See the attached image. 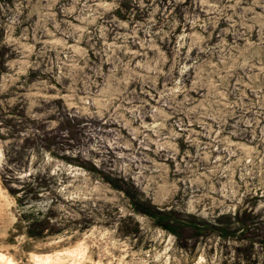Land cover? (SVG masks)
I'll return each mask as SVG.
<instances>
[{"label":"rangeland","instance_id":"1","mask_svg":"<svg viewBox=\"0 0 264 264\" xmlns=\"http://www.w3.org/2000/svg\"><path fill=\"white\" fill-rule=\"evenodd\" d=\"M0 264H264V0H0Z\"/></svg>","mask_w":264,"mask_h":264}]
</instances>
